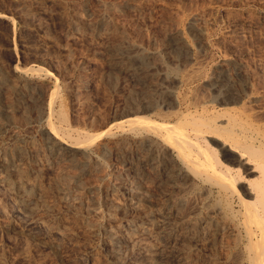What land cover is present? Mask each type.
I'll use <instances>...</instances> for the list:
<instances>
[{
	"label": "rangeland",
	"instance_id": "1",
	"mask_svg": "<svg viewBox=\"0 0 264 264\" xmlns=\"http://www.w3.org/2000/svg\"><path fill=\"white\" fill-rule=\"evenodd\" d=\"M0 14V157L7 153L5 173L29 187L22 192L37 209L36 225L62 238L41 244L30 233L0 230V240L13 245L0 263L7 257L15 264L18 248L28 250L22 264H79L91 249L106 254L107 264H135L141 250L131 243L111 254L107 230L135 220L152 230L153 218L170 210L181 227L193 223L215 233L213 244L192 251L191 264H232L234 237L212 212L213 194L202 191L191 169L168 179L167 166L177 161L163 141L167 130L150 125L174 122L181 113L182 125L200 115L224 125L234 113L257 131L255 144L264 143V0H0ZM177 29L189 42L182 52L172 39ZM114 47L122 50L117 63ZM196 67L200 75H188ZM186 74L191 79L177 81ZM135 116L150 125L133 131L127 119ZM52 130L71 134L73 142L79 132L98 136L64 154ZM223 140L219 132L205 144L223 163L240 167L237 188L244 192L255 174ZM2 191L0 206L8 213ZM146 237L151 246L159 242L157 234Z\"/></svg>",
	"mask_w": 264,
	"mask_h": 264
},
{
	"label": "bare ground",
	"instance_id": "2",
	"mask_svg": "<svg viewBox=\"0 0 264 264\" xmlns=\"http://www.w3.org/2000/svg\"><path fill=\"white\" fill-rule=\"evenodd\" d=\"M4 17L5 16L0 14V20L3 19ZM192 22L194 23L193 20ZM174 31L172 34V39L175 40L174 44L177 46V48L179 49L182 48V50L184 48V50H186L189 46V42L185 39L183 30L177 29ZM177 48H174V49L176 50ZM117 50H118V47H114L112 49V51L115 52L114 56L111 57V60L114 61L113 63L115 62L117 63L118 62L117 60H119V58L121 59V57L118 56L119 54L118 52L122 50L120 51L119 50L117 51ZM179 51H181V49ZM13 67L16 68L15 65H13ZM199 68L196 67L195 69L190 71L191 73L188 75L193 76L194 72L198 74V71L200 70ZM188 75L186 74L185 76L187 77L185 78L181 77L180 80L178 79L176 75L175 76L178 79L177 81L184 82L188 79H191V77ZM226 98H230V97H227L226 95ZM54 99H55V96L53 97L52 100L48 102V105L53 104L52 102ZM51 106H49L50 107L49 109H51ZM203 106L204 105H202V107ZM228 108L227 110L230 109ZM231 109L233 110V108ZM228 112L224 114H228ZM204 113L205 112H202L201 114H204ZM185 114L187 115V113ZM215 114L213 116H215ZM222 114L223 113H221V116ZM233 114L232 116L229 115L227 119L224 120L225 124L222 123L224 125L219 124V122L217 121V119H215V117L210 118L209 116L208 117L204 116V118H202L201 115L191 116L189 118L187 117L188 118L186 120L187 124L185 123L184 125H182L184 123L182 122L184 121L183 120L184 116H181L182 113L180 116L176 118L177 119L176 121L171 122V123H162L160 125H150L149 124L150 122L146 120L144 116L130 117L127 119V122L130 123L131 129L133 131H135L138 127H140V125L144 123L150 126H161V128L164 127L167 130V131L165 130L167 133L165 132L166 137H165V140L163 139V141H166V143L168 144V147L170 146L169 147L171 151L170 153L173 155H171L170 153L169 154L172 156V158H175L177 161L174 166L173 165L167 166L166 176L168 177V179H170L171 181H174V180L176 181V179L183 173V170L185 168L191 169L192 176L196 177L198 180L201 181L202 191L206 195L210 192L213 194L216 200V203L214 207H212V212L218 215V219H220V221L222 220V222H225L227 224L225 226H227L228 228L229 235L234 237V242L232 241L233 239L231 240V242H233L232 243L233 248H235V253H234L235 257L232 260L233 261L232 264H264V148L260 145L263 142L262 141L260 142V140L258 139L259 144L257 141L258 145H256L254 142L255 141L254 139H257V137H255L258 134L257 131L256 133H254V130L251 127L244 126V123L242 121H239V119H237L236 117L237 115L233 116ZM190 115H192L191 112H190ZM51 116H49V118H51ZM60 116H61L60 118L61 123H63L66 120L64 116V112L61 113ZM50 121L49 123H51ZM149 129H151V127H149ZM176 130L177 132H175ZM53 131H54L56 138L60 139V143L57 144L58 145L57 148H60L63 151V153L73 151L79 148L80 145L82 144L84 145H86V143L89 144L88 142L92 141L94 138H97L98 136V135L97 136L92 135L87 132H82V133L79 132L77 134L78 136L76 138V141L73 142V138H71V134L69 136L67 135V137H70V138L64 137L63 133L65 132L66 134H68L69 132L68 130L64 129L63 133H60L59 130L58 131L52 130V132ZM219 132H222L223 137H224V140L220 144H222L224 148H227L231 150L232 152L236 153L235 159L237 160V162H239V165L241 167H243L244 169L246 168V170L248 169L247 172L255 174V176L252 179L247 178L249 180L246 183L247 189L244 192L243 191L240 192L237 188V184L242 174V173L240 174V167H237L236 165L237 168H235V167H231L225 164V162L223 163L220 160V158L215 154L216 149L214 150L213 149L214 147L212 148V146L205 144V142L208 141V140L206 141L207 137L209 136L213 137L214 134H217ZM137 134H138V130H137ZM22 148L23 146L20 149ZM20 149L18 148L19 151ZM22 150H24V148ZM37 151H35L34 153H36ZM30 153H33V152L30 151ZM4 155L3 156L1 155L0 157V190L1 189L3 190L2 192H4V197L6 198L5 201L10 202L11 208H9L8 213H5V211H7L3 209L5 207L1 208L0 206V215L2 218V220L0 221V228H1L0 230L15 231L20 237L24 236L26 233H30V235L32 234V236H34V239L38 240V242L40 243L44 239H45L44 241L46 240L48 241V239L49 240L52 239L55 242L57 241L56 244L58 242L60 243L62 241V238H60L61 234L57 230H53V229L49 230L48 228L49 226L47 227L46 225H43L42 227H38L36 225L38 220L36 221V219L34 218V215L37 213V209L33 206L31 207L29 200L27 201L25 199V196L22 192L25 190L26 193L27 192L30 193L29 187L25 186L24 180L22 181L21 179L22 177L20 178L17 175V178L13 179L10 176H8L7 173H5L6 167H7L6 166L7 156H4ZM4 167H5V170L3 169ZM15 167H17V164ZM21 187H22V190H21ZM32 189L34 188H31V191ZM64 190L62 189V191ZM246 195H250V199H247ZM1 204H2V200H1V194H0V205ZM33 205H36V204L34 203ZM167 211L168 212L166 211L159 212L158 216L153 218L154 220L152 221L156 226L154 225L155 229L153 228L152 230H150L148 227L145 226V223H144L145 220H142V221L135 220L134 222L126 221V223L122 225L120 224L121 226L118 225L116 227L110 228L109 230H107L106 244L108 246H111V248L109 250L108 249L106 250H108V252L112 250L113 253L111 254H114V253L118 254L119 253L118 251L120 250L122 251L124 247L129 246L131 243H134V245H136L135 247H137L138 250L140 249L142 252V253H139L137 250H135V252H138L135 264H191L190 256H191L192 251H197L200 254L201 249L205 245L207 246V244L208 245L211 243L213 244L216 241L215 233L206 232L204 231V229L202 231L200 226H196V224L193 225V223H189L186 226L184 224V227H181V224L177 220L178 217L176 218L177 213H175L174 211L169 212L170 210H167ZM218 221L216 222L219 223L220 221L219 222ZM177 229L178 231L180 229L179 233ZM141 234L142 235L144 234L143 237ZM156 234L159 238V242L157 241L158 242L157 245L151 246L152 244L151 245L148 244V240H147L148 237L146 236H149L150 238L151 235H156ZM62 235H65V234H62ZM59 238L61 241L59 240ZM143 238H145L147 242H144L145 240L143 241ZM40 239L41 241H39ZM41 244H44V242ZM9 245H12V244H9V241L7 239L6 240L4 239V241L0 240V253L3 252L4 249L6 251V248L8 249V247H10ZM23 250L24 249L20 250L17 248L18 252L16 251L17 255H16L15 264H22L23 263L22 260L27 259L26 252L28 250L27 251H23ZM93 250L92 249L89 250V253L86 254V256L80 257V260L78 261V263L79 264H103L105 263L104 257L106 256V254L99 255L93 252ZM1 255L3 254L1 253ZM3 259L5 262L2 261L3 263H0V264H5V263L9 264V262H13L11 260L8 261L9 258L7 257H4ZM120 260L122 259L120 258ZM122 262L114 261L112 262V264H122Z\"/></svg>",
	"mask_w": 264,
	"mask_h": 264
}]
</instances>
